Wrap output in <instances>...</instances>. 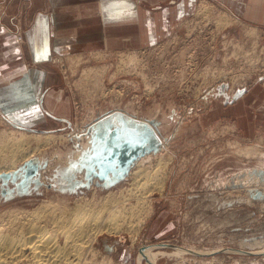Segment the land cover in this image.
I'll return each mask as SVG.
<instances>
[{"label": "rangeland", "instance_id": "obj_1", "mask_svg": "<svg viewBox=\"0 0 264 264\" xmlns=\"http://www.w3.org/2000/svg\"><path fill=\"white\" fill-rule=\"evenodd\" d=\"M17 29V39L22 38L21 25ZM253 38L264 44L263 26L235 16L216 0H196L193 11L155 43L109 49L97 59L88 56L90 51L82 52L87 58L71 64L65 57L76 52L50 56L57 68V95L63 92L70 99L72 124L66 128L45 121L28 129L0 116V141L19 137L21 132L54 133L41 144L31 136L34 152L17 160L13 168L0 165V171L17 169L32 156L46 162L38 169L40 184L30 178L27 188L18 191L21 187L7 180L6 185L15 189L0 193V215L7 217L12 211L24 217L48 200L69 208L112 192L130 203L138 199L133 205L146 213L144 222L136 234L122 227L96 235L91 242L96 255L86 252L84 264L103 259L104 264H139L142 245L158 242L167 243L165 249L174 244L215 252L195 257L163 255L157 264H259L257 257L263 254L234 249L249 250L242 245L255 246V239L263 238L264 243V166L260 165L264 159V51L249 47ZM137 49L139 55L125 66L122 52ZM61 63L67 66L66 72ZM115 110L143 120L150 115L159 122L166 120L158 128L152 124L135 128L123 120L126 127L116 137L143 140L155 135L160 144L131 160L114 181L92 182L93 178L85 176L92 151L87 126L97 116ZM245 146L258 151L246 157L239 150ZM81 154L86 161L79 163ZM161 159L167 160L162 188L153 187L146 195L134 188L138 163L151 168ZM72 173L78 176L71 177Z\"/></svg>", "mask_w": 264, "mask_h": 264}, {"label": "crops", "instance_id": "obj_2", "mask_svg": "<svg viewBox=\"0 0 264 264\" xmlns=\"http://www.w3.org/2000/svg\"><path fill=\"white\" fill-rule=\"evenodd\" d=\"M216 1L235 16L264 27V0ZM195 2L0 0V116L28 129L45 121L70 128V99L63 92L57 95V68L50 56L155 43L193 11ZM20 25L21 40L15 33ZM216 103L222 106L220 100ZM128 119L113 111L105 119V126L123 129V120ZM85 157L78 156L79 163L86 161ZM112 173L107 174L109 179ZM91 178L92 182L108 180L95 174ZM257 262L264 264V254L257 257Z\"/></svg>", "mask_w": 264, "mask_h": 264}, {"label": "bare ground", "instance_id": "obj_3", "mask_svg": "<svg viewBox=\"0 0 264 264\" xmlns=\"http://www.w3.org/2000/svg\"><path fill=\"white\" fill-rule=\"evenodd\" d=\"M104 51L106 52L107 50L90 51V53H88V56L97 59L100 56L99 53ZM81 54L84 53L77 52L76 54L67 56L65 58L67 59L69 64H71L72 62L79 63L83 62L84 58H87L86 55L82 56ZM213 88L211 86L209 90H213ZM206 90L207 88L205 89V91ZM118 108L119 106L116 107V109ZM113 109L115 108L113 107L112 110ZM151 116L153 115L144 116L143 118L147 121L156 120V118ZM164 121L166 120H160L159 122V120L157 119V123L154 127L158 128V125L164 124ZM177 128H179V126L175 129ZM29 134L21 132L19 137L12 135L0 141V165L3 164L5 168H8L10 166L12 167L17 160H22L23 158L30 156L29 154L34 152L33 150L36 148V146H31L32 149L30 148L29 143L31 140V136L35 139V141L40 143L43 141H49L54 135V133L50 132H35L31 133L32 135ZM239 150L244 153L246 157H250L258 151L250 146H245ZM262 153V157L264 158V152ZM262 161L263 163H261L260 165L264 166V159ZM141 163L142 161L138 163L140 166L137 169L135 168V180L133 182L135 183L134 188H138L139 190L143 191V193L148 191L151 192L152 188L156 186H161L160 188H162L164 183L163 179L165 178V174H163V172L164 170H166L165 165L167 163V160L165 161L161 159V161L157 163V166L151 168H147L149 167L148 165L145 166ZM1 169L2 168L0 167V170ZM111 193L102 195L100 200H91V198H87L88 200H82L80 202H77L73 206L68 205L69 208L63 207L66 204L65 202V204H63V206L61 207V201L60 204L58 203L60 206H57V201H55L54 203V200H48L46 203L37 205L33 209L27 211L24 217H20V214L18 215V213L15 212L12 213V211H9L10 213L7 212L9 215L7 217H5L6 215H0V264H84L87 255L86 252H91L92 257L93 252L91 250V242L99 233L103 231L115 232L120 230L122 227H125L126 229H128V231L131 230L136 234L139 227H141L140 225L144 222L145 217V212L142 211L143 209L141 210L139 209L140 207H136V203L133 205V203L138 199L135 197V199L137 200H135L133 203H130L131 201L127 202L125 198H120V194L119 196H116L114 195L116 193ZM145 204L143 205L145 206ZM138 206H141V208H143L140 204ZM145 207L148 208V206ZM145 210L147 209H144V211ZM21 215H23V213ZM59 235L62 236V240L59 239ZM262 241L263 238L262 240L255 239V246H253L250 242L242 245L244 247L248 245L250 248L249 250L245 248L240 249L238 247L234 249L236 251H245L248 254H264V243ZM167 245L168 244L165 242L142 245L137 257L138 263L140 264V262L144 260V263L141 262L142 264H157V258L163 255L174 254L183 257L182 255L188 253L194 255L193 257H195L197 255L202 256L207 252H215L212 250H199L189 246L174 244H171L172 249H165V247L163 246ZM252 247L259 248L253 249ZM156 249H161L160 254H151V252ZM94 254L95 253H93V255ZM104 262L106 261H104L103 259L102 261H99L98 264H104Z\"/></svg>", "mask_w": 264, "mask_h": 264}, {"label": "water", "instance_id": "obj_4", "mask_svg": "<svg viewBox=\"0 0 264 264\" xmlns=\"http://www.w3.org/2000/svg\"><path fill=\"white\" fill-rule=\"evenodd\" d=\"M115 111L127 116L129 118L128 121L135 128H150L149 124L155 126L157 123V120L147 121L126 115L119 110ZM112 112L113 111L105 113L106 115L102 118L97 117L87 126L92 143V151L89 154V158H87L89 164L85 163L87 165L85 171L87 179H90L91 174H95L99 178H107V181H114L113 179L119 178L124 174L131 160L148 150L155 149L160 144V140L155 135H150L143 140L116 138L119 135V129L117 127H109L108 125V127L105 126V119H107ZM45 163V161L42 163L37 156H32L25 159L17 169L0 171V179L2 180L0 193L6 194L15 189L14 187H8L6 185L7 180L13 182L17 187L20 186L21 189L18 191L27 188V182L30 178L40 184L41 180L39 179L38 169ZM109 171L114 173H112L113 178L109 179L107 175ZM19 174L21 175L17 179Z\"/></svg>", "mask_w": 264, "mask_h": 264}, {"label": "built area", "instance_id": "obj_5", "mask_svg": "<svg viewBox=\"0 0 264 264\" xmlns=\"http://www.w3.org/2000/svg\"><path fill=\"white\" fill-rule=\"evenodd\" d=\"M18 37H19V39H21V35H19ZM232 40L236 41V39H234V38ZM249 47L250 48H253V49H259V51H261V52L264 51V44H262L256 38L251 39L250 44H249ZM139 51L140 50L137 49V51L136 50H128L126 52H122L121 56L124 58L123 60H124L125 66L127 64H129V63H132V60L139 55V53H138ZM61 64H62L61 66H63L64 71L66 72L67 66L64 63H61ZM87 90H89L90 92H93V94H94L93 89H87ZM105 91H108V90H105ZM120 93L122 94V92H120ZM88 96H90V94H88ZM84 97H85V95H84ZM74 103L76 104V106H77V104H79L78 101H74Z\"/></svg>", "mask_w": 264, "mask_h": 264}]
</instances>
